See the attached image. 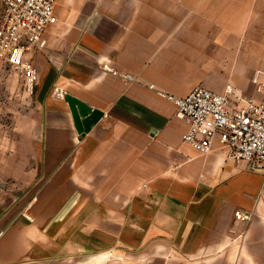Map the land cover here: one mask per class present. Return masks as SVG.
<instances>
[{"label": "crops", "instance_id": "obj_1", "mask_svg": "<svg viewBox=\"0 0 264 264\" xmlns=\"http://www.w3.org/2000/svg\"><path fill=\"white\" fill-rule=\"evenodd\" d=\"M55 12L30 54L33 157L2 178L0 264H264V176L218 141L209 154L185 143L162 96H255L264 0H56Z\"/></svg>", "mask_w": 264, "mask_h": 264}, {"label": "built area", "instance_id": "obj_2", "mask_svg": "<svg viewBox=\"0 0 264 264\" xmlns=\"http://www.w3.org/2000/svg\"><path fill=\"white\" fill-rule=\"evenodd\" d=\"M56 0H0V59L18 70L27 89L34 94L40 81V72L30 54L47 47V30L57 23ZM106 70L120 75L109 65ZM258 71L252 82L256 96L232 103L239 98L232 86L225 92L197 87L185 97L162 94L176 104V116L183 121L186 132L183 141L200 154L212 152L220 142L229 156L251 165L253 172L264 176V82ZM124 82L132 79L121 76ZM56 98H64V92L56 88ZM241 99V98H239ZM252 212L238 211L236 219L250 222Z\"/></svg>", "mask_w": 264, "mask_h": 264}, {"label": "rangeland", "instance_id": "obj_3", "mask_svg": "<svg viewBox=\"0 0 264 264\" xmlns=\"http://www.w3.org/2000/svg\"><path fill=\"white\" fill-rule=\"evenodd\" d=\"M252 86L256 91V87ZM236 94L241 99L233 96V105H236L237 100L240 105L242 100L256 96ZM33 95L19 71L0 59V206L9 202L6 199L7 191H2L9 185L8 180L2 178L19 170L18 162L33 157L34 152L24 150L25 143L32 138L31 132L36 128L39 116Z\"/></svg>", "mask_w": 264, "mask_h": 264}, {"label": "water", "instance_id": "obj_4", "mask_svg": "<svg viewBox=\"0 0 264 264\" xmlns=\"http://www.w3.org/2000/svg\"><path fill=\"white\" fill-rule=\"evenodd\" d=\"M68 102H69L70 108L72 110V113L74 115L76 124L78 126V130L81 131L82 128L80 127L79 115H80V113L83 115L85 114V111L83 110L84 106L82 104H80L78 101H76L74 98L68 97ZM77 106L79 108V111L77 110Z\"/></svg>", "mask_w": 264, "mask_h": 264}]
</instances>
